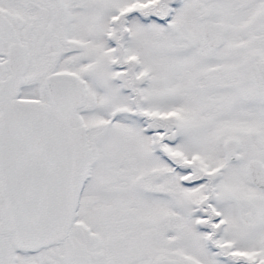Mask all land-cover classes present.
<instances>
[{"label":"snow or ice","instance_id":"6c2138e0","mask_svg":"<svg viewBox=\"0 0 264 264\" xmlns=\"http://www.w3.org/2000/svg\"><path fill=\"white\" fill-rule=\"evenodd\" d=\"M0 264H264V0H0Z\"/></svg>","mask_w":264,"mask_h":264}]
</instances>
